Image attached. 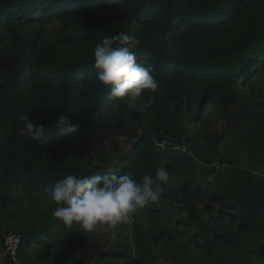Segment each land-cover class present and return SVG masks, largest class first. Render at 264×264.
<instances>
[{
	"label": "trees",
	"instance_id": "1",
	"mask_svg": "<svg viewBox=\"0 0 264 264\" xmlns=\"http://www.w3.org/2000/svg\"><path fill=\"white\" fill-rule=\"evenodd\" d=\"M120 32L139 39L133 51L159 85L136 109L108 98L92 67L96 44ZM110 110L131 140L111 142L115 162L93 152ZM22 114L44 139L22 133ZM223 123L246 162L221 149ZM202 165H215L214 186L195 183ZM158 167L170 176L161 199L137 210L130 242L128 223L108 248L94 241L98 260L264 264V0H0V246L21 237L17 261L7 253L4 264H75L64 247L72 231L46 199L54 181L109 171L140 180ZM160 201L186 217L162 225Z\"/></svg>",
	"mask_w": 264,
	"mask_h": 264
},
{
	"label": "clouds",
	"instance_id": "2",
	"mask_svg": "<svg viewBox=\"0 0 264 264\" xmlns=\"http://www.w3.org/2000/svg\"><path fill=\"white\" fill-rule=\"evenodd\" d=\"M139 44L138 38L120 32L104 37L93 52L92 67L98 81L107 88V97L126 100L130 109L137 108L146 92L155 93L159 87L152 74L153 65L141 62L133 51ZM143 107L150 108L151 100L144 102ZM19 119L24 122V135L44 139L43 124L34 123L28 114L20 115ZM58 124L68 126L69 131L79 128L65 115L59 116ZM135 176V172L115 171L91 176L66 175L45 188L47 201L55 205L51 215L58 225L84 234L94 232L98 225L117 228L127 224L138 209L161 199L162 185L170 179L165 167H158L155 177L144 175L137 180Z\"/></svg>",
	"mask_w": 264,
	"mask_h": 264
},
{
	"label": "rangeland",
	"instance_id": "3",
	"mask_svg": "<svg viewBox=\"0 0 264 264\" xmlns=\"http://www.w3.org/2000/svg\"><path fill=\"white\" fill-rule=\"evenodd\" d=\"M115 113V110H110L103 115L97 126V130L93 139V152L97 154L101 152H107L109 156L113 158L114 162L116 160L115 156L117 153L112 150L111 142L113 140H120L121 146H123L125 149H128L131 144V140H129V131L125 129H119V127L114 129L116 123L114 119ZM219 128L225 133L224 136H226L221 143V149L224 151V153L232 151L233 153H229L233 155L235 154L237 159H241L242 161L246 162L248 158L247 150L241 149L235 152L232 140L229 138L230 130L227 127V124L223 123L219 126ZM214 166L215 165L199 166L194 176L195 183L209 187L214 186L218 180V174L215 171H212ZM204 167L210 168L211 172L213 173H207L204 175ZM216 169H219L218 165ZM159 203L164 207L165 210L161 221L162 225L166 224L167 222H174L177 219H184V217H186L185 212L178 213L177 210L175 208H171L168 203L161 201ZM136 215L137 211L132 215L128 226L125 228L124 235L122 237V240L125 242H130L132 237H134V222ZM71 231V236L67 238V241L64 242V247L76 256L75 264H107L104 260H98L96 254L97 247L94 246L93 242L95 241L100 243L102 248H108L110 244L117 239L116 228H110L106 225H98L96 230L92 233L84 234L83 232L75 229ZM91 240L93 241L91 242ZM8 247L6 243L0 246V264H4V257L7 253L12 255L13 259L17 261V251L13 252L14 254H12L8 250Z\"/></svg>",
	"mask_w": 264,
	"mask_h": 264
},
{
	"label": "built area",
	"instance_id": "4",
	"mask_svg": "<svg viewBox=\"0 0 264 264\" xmlns=\"http://www.w3.org/2000/svg\"><path fill=\"white\" fill-rule=\"evenodd\" d=\"M21 242V237L18 234L11 233L7 238H6V244L8 247V250L14 254L13 252L18 251L19 244ZM16 244V245H15ZM13 257V256H12Z\"/></svg>",
	"mask_w": 264,
	"mask_h": 264
}]
</instances>
